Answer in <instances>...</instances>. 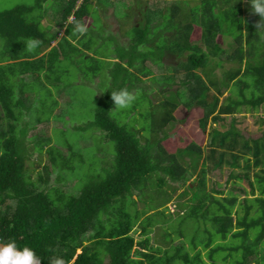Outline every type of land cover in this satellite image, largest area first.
Listing matches in <instances>:
<instances>
[{
  "label": "trees",
  "instance_id": "obj_1",
  "mask_svg": "<svg viewBox=\"0 0 264 264\" xmlns=\"http://www.w3.org/2000/svg\"><path fill=\"white\" fill-rule=\"evenodd\" d=\"M66 1L55 27H41L40 1L0 11V238L15 240L19 247L30 246L44 264L53 256L62 257L65 264H208L198 249L201 245L214 264H218L215 253L219 250L225 252L224 261L229 262L233 253L240 251L235 264H264V123L250 131L249 125L238 127L236 117L264 108V28H256L261 17L246 8L244 0H199L194 5L190 0H147L141 9L142 19L129 31V42L106 35L101 42L92 43L87 35L92 30L93 10L95 14L101 9L103 0ZM77 24L87 31L75 32ZM196 26L201 35L193 41ZM62 30L65 34L59 37ZM220 35L236 41L231 54L218 41ZM105 39L112 48L101 54ZM32 40L37 45L27 47L25 42ZM82 52L83 58H89L87 74L97 77L107 72L103 76L109 83L97 99L94 117L72 127L80 132L89 129L98 142L113 143L115 152L107 158L98 157L100 167L69 190L59 181L73 180L67 172L79 168V159L85 161L87 147L82 150L56 142L51 128L29 133L40 130L42 122L60 119L62 113H54L63 104L62 92L53 93L51 87L61 81L51 76L59 64ZM166 53L182 60L166 66ZM90 60L94 63L89 65ZM211 61L214 65L208 68ZM225 63L232 66L225 69ZM79 65H83L81 59ZM154 65L165 66L159 77ZM218 67L225 69L221 81L213 75ZM148 76L163 87L174 84L179 88L176 99H165L159 106L141 111L146 124L139 129L128 119H117L111 92H136L140 90L137 83ZM38 84L45 91H40ZM222 84L230 88L224 98ZM141 92L139 99L152 105L148 90L142 87ZM181 104L188 110L198 107L202 112L200 129L211 128L208 152L197 142L186 148L204 158L195 187L188 184L193 175L190 168L167 151L163 144L167 135H161L167 125L178 120L175 112ZM254 118L257 124L264 120L263 115ZM100 147L97 155L104 151ZM31 149L48 154L49 163L37 179ZM228 153L231 160L226 159ZM246 155L253 159L249 156L242 168L239 159ZM225 161L232 168L227 181L235 179L237 184L238 179L249 185L250 190L238 189L244 193L241 201L237 192L224 195L225 187L218 182L208 188L207 167L214 170ZM236 168L242 170L234 173ZM254 168H260L255 181L250 178ZM53 172L58 175L55 185L50 184ZM168 182L189 186L194 202L176 204V213L170 212L167 205L173 194L166 187ZM195 220L200 225L208 222H204L203 231L201 226L191 227L200 232L191 238L182 226ZM157 226L164 230L167 247L151 244ZM134 232L141 239L137 240ZM216 234L223 241L214 247ZM229 237L241 241L230 246ZM176 238L188 239L192 249L186 244L173 245Z\"/></svg>",
  "mask_w": 264,
  "mask_h": 264
},
{
  "label": "rangeland",
  "instance_id": "obj_2",
  "mask_svg": "<svg viewBox=\"0 0 264 264\" xmlns=\"http://www.w3.org/2000/svg\"><path fill=\"white\" fill-rule=\"evenodd\" d=\"M38 1H40L41 5L37 8V11L42 12V20H41V27L47 28L49 26L55 27L57 17L60 15V11L64 7L66 0H0V11L14 8L17 5L25 4L32 6L36 4ZM147 0H103L102 8L99 9L94 14L93 10V19L91 21L92 24V30L87 35L88 39L92 40V43H95L96 41L99 43L104 38H106V35H115L116 38L120 39L121 42H129V31L132 29V25L134 23H137L139 20L142 19V13L141 9H143L146 5ZM189 1V0H188ZM199 0H190V5H194L195 2ZM189 5V4H188ZM187 5V6H188ZM243 5L246 8H251L250 3L248 0L243 1ZM105 6V7H104ZM105 9V10H104ZM133 16V17H132ZM132 20H131V18ZM88 22L90 19L87 20ZM131 21V22H130ZM65 34V30H62L59 37H62ZM201 35V29L200 27L196 26L193 34H192V40L197 41L199 40ZM104 47L100 50V53L103 54L104 51H110L112 48V45L110 44V40L105 39ZM218 41L228 53H232L236 47L237 43L231 36H224L220 35L218 38ZM100 48H97V50ZM1 51V50H0ZM98 55V54H97ZM84 54L83 52L80 54L73 55L74 59H68L65 60L62 65L59 64L57 68V72L51 76V78L54 80L57 76L60 79L61 82L57 86L51 87L52 92L56 93L60 90L61 96V103L62 106L58 109H56V112L54 114H60L58 117L60 119L54 120L52 119L49 122H42L39 125V129L32 130L29 135L37 134L39 131L43 130V128H46V130L51 128L50 134L54 137L55 141L60 144H74V146L78 148H82V150L87 147V153L85 157V161L82 162L79 159V168L75 172H67L68 176L72 177L73 180H69L66 182L59 181L61 186H63L65 189H73L74 185L78 182L81 184L82 180L87 177V174L91 172L93 169L100 167V159L98 157H104L107 158L108 156H111L115 152V148L113 143H106V142H98V138L96 136H93L89 129L80 132L74 129L73 124L76 123H85L89 120H91L94 117V109L97 106V99L102 96L107 90V86L109 83V80L107 77V72H104L103 75H99L97 77H93V75L87 74V62L89 58L85 59L83 58ZM77 57V58H76ZM225 57V56H224ZM83 61V65H79V61ZM182 59L166 53L164 57V63L166 66H173L177 65ZM94 63V60H90V64ZM214 65V62L211 61L208 65V68L212 67ZM229 66H232V63H225V69H227ZM161 66H155L154 65V73H156V76H160L164 73L165 69ZM222 68H216L214 70L215 76L221 81L223 79L224 70ZM80 70L82 72H80ZM70 83V85H68ZM36 87L41 88L40 91H45V88L38 84ZM137 87L140 90H133L132 94L136 97L135 101L131 104L130 107L127 109L116 111L114 110L113 113L116 115L117 119H119L121 122H124V120L128 119L129 124L135 125L137 128L140 129V125L146 124V119L142 118V113L148 111V107H155L159 106L161 102L165 99H176V90L179 88L178 85H166L163 87L162 84L159 82H156L151 77H143L139 83H137ZM144 87L146 90H148V96L150 100L152 101V105H148L144 98L143 100L139 99V92H141V88ZM222 90L224 92V98L226 95L230 94V88L224 87L223 84L221 85ZM164 89V91H162ZM143 94V91L141 92ZM232 93V92H231ZM234 97H236L235 93H233ZM72 99L71 104H67L69 99ZM221 98V100H222ZM139 105V107L135 110L134 106ZM252 112H246L242 114L236 115V117L239 120L238 127L249 125L250 131H253V129H257L263 126L264 120L261 119L259 124L256 123V116L254 118V115H263L264 116V108L258 109L254 112V114H251ZM175 115L177 117V121L171 122L169 125H167L163 131L161 132L162 136L167 135V139L163 142L165 148L169 153H174L178 156L179 160L187 167L190 168V171L192 172V177L189 180L188 184H194L193 187L198 185V177H200V173L203 170V157H199L198 155L187 151V147L192 142H197L200 145H203L206 147L205 151L208 152L209 148V138L211 136V128L209 127L205 132L200 129L199 125V118L202 115V112L198 107H194L190 110H188L183 104L179 106V108L176 110ZM3 116V110L0 107V118ZM242 121H245L244 123H241ZM216 126V124H214ZM45 130V129H44ZM140 134L144 135V131L140 130ZM248 135H251L250 133H247ZM160 135V136H161ZM252 138V136H250ZM94 139V141H91ZM101 146V147H100ZM104 148V151L97 155L98 148ZM33 151V149H31ZM96 152V153H95ZM206 152V153H207ZM32 161L34 162L32 167L34 168L33 176L35 179L38 178V172H42L44 174V165L49 163L48 154L44 153L43 155H40L38 151H33L32 155ZM252 159L253 157L249 155ZM249 156H244L239 159V163L241 164L242 168L243 165L246 164L247 158ZM40 158L43 159V162L40 163ZM98 159V160H97ZM227 160H231V154L228 153ZM97 160V161H96ZM96 161V162H95ZM78 164V162H77ZM211 165V164H210ZM232 170L230 164L225 161L224 165L220 168H216L214 170H211V166L207 167V183L208 188H212L214 182H218L222 186L225 187V194L226 196H230V191H233V193H238L239 200H243L244 196L240 190L238 189L242 186L245 187L247 190H250L249 185L242 181L236 179L238 182L237 184L234 183V180L227 181L229 178V172ZM242 169L236 168L234 169V173H239ZM260 168H254L250 170V178L255 181L256 174L259 173ZM264 175V174H263ZM58 179V175L56 172H53L50 177V184L55 185L56 180ZM218 184V187H219ZM166 187L169 189L170 192L173 194V200L168 203L169 211L175 212L177 208L175 207L176 204H191L193 203V195L192 192L189 190V186H182L176 183L168 182L166 184ZM72 191H76L75 189ZM258 194V191L256 192ZM250 197H253V195L250 194ZM239 208V207H237ZM175 210V211H174ZM240 212L242 213V210L240 209ZM208 222L207 220L201 221V225L199 221L195 220L189 222V226L186 224H182V228L186 230L188 235H190L191 238L194 236H197V232H193L195 228L191 227H198L201 226L202 231L204 229V225ZM176 227H179L178 224H176ZM192 225V226H191ZM198 225V226H197ZM157 226L154 231L151 234L152 240L151 244L153 246H166V243L163 241V233L164 230L160 229ZM197 229V228H196ZM195 229V230H196ZM257 234V231H254ZM253 232V233H254ZM135 237L137 240L141 239V235L139 233L134 232ZM200 235V234H199ZM203 237L202 239L206 238V236L201 235ZM230 239L227 240L228 245H236L238 242L241 241V239ZM223 239L220 238L216 234L214 239L213 246H217L219 243H222ZM186 244V246L189 249L191 248V243L188 239L183 238H176L173 241V245H183ZM167 247V246H166ZM198 249H202V255L203 259L208 264H214L209 260L207 257V251L201 246L198 247ZM81 250H78L80 252ZM195 251L191 250V253L193 254ZM227 253V252H226ZM215 257L217 259L218 264H235L236 259H239L241 257V252H234L231 260L224 261L225 252L224 250H219L217 253H215ZM256 256H252V260H255ZM250 264H256L255 262H249Z\"/></svg>",
  "mask_w": 264,
  "mask_h": 264
},
{
  "label": "clouds",
  "instance_id": "obj_3",
  "mask_svg": "<svg viewBox=\"0 0 264 264\" xmlns=\"http://www.w3.org/2000/svg\"><path fill=\"white\" fill-rule=\"evenodd\" d=\"M82 0H79L81 3ZM251 5L252 12L261 17L260 22L256 25L257 29L264 28V0H248ZM72 17L70 18V20ZM87 31L86 27L77 24L75 32L84 34ZM27 47L34 48L37 41H26ZM111 98L114 103V109L121 111L127 109L135 101L136 97L127 89H120L111 92ZM41 258L36 254L35 250L30 246L19 247L15 240L8 239L5 241L0 238V264H40ZM49 264H65V261L60 256H53L49 259Z\"/></svg>",
  "mask_w": 264,
  "mask_h": 264
},
{
  "label": "water",
  "instance_id": "obj_4",
  "mask_svg": "<svg viewBox=\"0 0 264 264\" xmlns=\"http://www.w3.org/2000/svg\"><path fill=\"white\" fill-rule=\"evenodd\" d=\"M40 264H44V263H42V262L40 261Z\"/></svg>",
  "mask_w": 264,
  "mask_h": 264
}]
</instances>
